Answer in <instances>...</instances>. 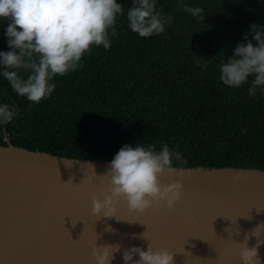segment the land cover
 Listing matches in <instances>:
<instances>
[{"label": "trees", "instance_id": "1", "mask_svg": "<svg viewBox=\"0 0 264 264\" xmlns=\"http://www.w3.org/2000/svg\"><path fill=\"white\" fill-rule=\"evenodd\" d=\"M117 2L125 15L117 16L110 48L93 46L83 67L55 76L47 98L28 101L0 75V103L17 112L0 124V144L6 132L31 150L112 159L126 143L157 150L166 143L187 160L173 166L264 168V94H248L251 76L238 88L224 85L219 70L238 43L252 40V24L264 30V0H183L202 7L203 19L177 9L179 0H156L173 22L147 38L128 28L132 0ZM9 22L0 18V51L10 50Z\"/></svg>", "mask_w": 264, "mask_h": 264}, {"label": "water", "instance_id": "2", "mask_svg": "<svg viewBox=\"0 0 264 264\" xmlns=\"http://www.w3.org/2000/svg\"><path fill=\"white\" fill-rule=\"evenodd\" d=\"M4 134L0 264H96V245H119L110 264H124L122 254L133 246L172 252L173 264H242L238 243L246 235L249 247L264 240V168L174 165L159 177L183 185L172 208L161 202L141 213L121 197L112 216L96 215L92 196L108 194L101 176L111 159L31 150ZM258 255L264 264V244Z\"/></svg>", "mask_w": 264, "mask_h": 264}, {"label": "clouds", "instance_id": "3", "mask_svg": "<svg viewBox=\"0 0 264 264\" xmlns=\"http://www.w3.org/2000/svg\"><path fill=\"white\" fill-rule=\"evenodd\" d=\"M176 8L199 19L204 17L202 7H189L183 0H179ZM118 15H125V9L117 0H0V18L10 21L4 33L10 50L0 51L3 68L0 75L16 94L40 102L55 89L52 82L55 76L83 67L81 59L93 46L110 48V37L118 35L115 27ZM126 18L128 28L145 38L163 33L173 22L171 14L157 9L156 0H132ZM249 32L252 40L238 43L232 56L219 62V70L223 84L234 88L247 83L251 76L248 94L255 96L257 89L264 94V30L252 24ZM197 63L206 70V65ZM21 71L26 75L22 76ZM16 115L6 103H0V124H9ZM173 159L187 163L180 152L170 150L166 143L159 150L152 144H124L101 176L108 185V194L102 200L95 194L92 196V213L112 216L110 213L121 197L130 210L141 213L150 206L159 207L161 202L172 208L183 185L179 180L162 184L159 177L165 170L174 171ZM259 229L260 225L252 235L259 237ZM247 240L246 235L238 243L242 264H260L258 248L264 240L258 239L253 247L248 246ZM118 250L119 245H96L91 255L96 264H110L112 253ZM135 254L139 259H133ZM122 259L124 264H173V253L133 246L123 252Z\"/></svg>", "mask_w": 264, "mask_h": 264}]
</instances>
